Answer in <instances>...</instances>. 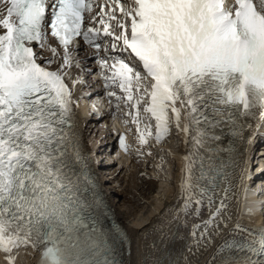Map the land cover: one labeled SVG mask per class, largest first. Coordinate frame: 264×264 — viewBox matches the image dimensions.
<instances>
[{"label":"snow or ice","instance_id":"obj_1","mask_svg":"<svg viewBox=\"0 0 264 264\" xmlns=\"http://www.w3.org/2000/svg\"><path fill=\"white\" fill-rule=\"evenodd\" d=\"M80 44L95 50L108 103L128 110L141 146L152 137L150 124L140 127L143 101L157 144L169 134L171 114L187 149L181 211L199 217L206 203L201 238L211 242L209 228L218 234L221 223L227 227L234 145L252 143L264 129V0H0L5 264H15L20 248L41 246L39 264H118L112 238L93 215L98 201L86 195L94 184L79 146V104L67 82ZM246 129L252 134L245 136ZM119 139L127 151L125 137ZM246 178L242 170L241 185ZM236 230L246 238L222 241L220 264H264V228Z\"/></svg>","mask_w":264,"mask_h":264},{"label":"bare ground","instance_id":"obj_2","mask_svg":"<svg viewBox=\"0 0 264 264\" xmlns=\"http://www.w3.org/2000/svg\"><path fill=\"white\" fill-rule=\"evenodd\" d=\"M45 55L49 54L45 53ZM252 124L254 129L256 122L252 121ZM253 129H246L245 136L252 134ZM82 133V143L85 148L89 149L92 159L95 160L97 180L113 212L114 220L121 225L127 234L126 237L115 238L112 243L118 264H220L221 254L217 252V248L221 242L227 239L230 243H237L246 238L245 232L236 230L237 224L241 226V229L250 230L256 228L245 223L251 224L255 221L259 224L264 222L260 218H254V221H245L247 217L251 218L261 214L256 191H247L244 197L241 196L243 185H241L239 177L242 170L244 172L247 170L246 153L248 150L253 151L249 148L252 143L243 141L234 145L237 152V165L234 166V175L231 178L232 186L227 201V212L222 218L227 223V227L225 228L221 223L218 234L213 231L214 226L209 228L207 230L208 233H211V242H209L207 235L201 238V233L205 232L203 221L209 217L206 203L201 208L199 217L191 210L187 214L181 211L183 205V200L180 198L181 170L184 167L183 157L187 154L183 135L177 132V138H164L160 145L155 142L159 147V160L162 157L163 159L171 158L175 164V173L172 179H170L171 175L162 179L163 173L160 174L161 177L159 173H154V176L156 175L161 180L170 183L169 191L167 195H164L161 192H155L157 191L156 180L158 181V178L151 175L153 169L146 165L144 156L141 158V154H137L140 152L139 149L135 150V154L128 152L123 159L115 162L110 153L107 151L103 153L105 140L108 139V126L97 127L88 121H84ZM263 134L264 129H261L259 137L254 136L253 141L264 140ZM90 135L91 138H89ZM174 142L176 145L170 150L169 147L172 148L171 145ZM227 146V143L223 145L225 148ZM104 156H106L105 159ZM145 167L146 169H144ZM156 167V170L160 172L159 167ZM126 177L129 178L127 185L130 187L127 186L129 190L126 189L125 194H122L118 189H125L126 182L124 183V179ZM224 187L225 185L221 182L220 196L223 195ZM109 190L112 192L110 193ZM125 197L127 198L126 201H129V206L124 209ZM143 200L152 203L158 202L157 211L152 214L153 216L149 221L140 220L137 222V213L142 208ZM240 200L242 203L246 202V205H240ZM194 207L195 205H193ZM238 208L241 211L240 215H238ZM249 211L252 213L251 216L247 215ZM217 223H220V220ZM197 225L201 227L196 229ZM194 230L196 235L192 234ZM227 252L228 250H225L224 254ZM214 256L215 259H213ZM22 258L30 259V264H39L40 261L36 251L30 247H22L16 252L15 264H29L27 261H22ZM0 264H5L3 253H0Z\"/></svg>","mask_w":264,"mask_h":264},{"label":"rangeland","instance_id":"obj_3","mask_svg":"<svg viewBox=\"0 0 264 264\" xmlns=\"http://www.w3.org/2000/svg\"><path fill=\"white\" fill-rule=\"evenodd\" d=\"M89 138H91V135L89 136ZM174 145H176L175 142L171 145L172 148L169 147L170 145L168 146L169 149L170 150L173 149ZM158 157H159V155L154 157V158H156V161L154 160L155 161L154 165L159 167L160 172H158L157 170L153 169V171L151 170V172H152L151 175H154V173H157V174L159 173L160 177L163 175V177H161L162 179H164V178H166V177L171 175L170 179H172L173 178L172 176H174V173H175L174 161L171 158H164L163 159V157H162L161 160H159ZM158 161H160V162H158ZM149 166H151V165H149ZM160 174H162V175H160ZM128 176H130V174ZM155 177L158 178V181L156 180V184H157V189L156 190L157 191H155V192L156 193L157 192H161L162 194L167 195V192L169 191L170 183L169 182H165V180H161V178L157 177L156 175H155ZM126 178L124 179V183L126 182L125 189H118L119 192H121L122 194H125L126 189L129 190L128 187H130V186L127 185V182L129 181L128 180L129 178L128 177H126ZM122 186H123V184H122ZM109 191H110V193L112 192V190H109ZM128 198H130V197H128ZM126 199L127 198L125 197V201H124V204H123L124 209L128 208V206H129V203H128L129 201H126ZM148 202L149 201H146V200L142 201V208L139 210L140 214L138 212L137 213V217H136L137 222H139L140 220L149 221L150 218L153 216L152 214H154L157 211L156 207H158V204H157L158 202L157 203H156V201L154 203L149 202L150 204ZM22 261H27L30 264V259L27 260V259L22 258ZM23 264H26V263H23Z\"/></svg>","mask_w":264,"mask_h":264}]
</instances>
